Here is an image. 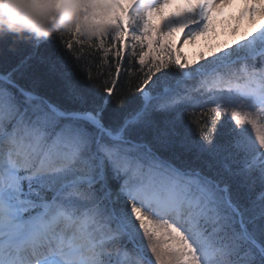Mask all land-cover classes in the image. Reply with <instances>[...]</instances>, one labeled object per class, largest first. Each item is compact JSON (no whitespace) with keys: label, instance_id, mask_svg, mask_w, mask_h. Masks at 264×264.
I'll use <instances>...</instances> for the list:
<instances>
[{"label":"snow or ice","instance_id":"1","mask_svg":"<svg viewBox=\"0 0 264 264\" xmlns=\"http://www.w3.org/2000/svg\"><path fill=\"white\" fill-rule=\"evenodd\" d=\"M79 2L99 90L56 52V99L35 53L0 71V264H264V0Z\"/></svg>","mask_w":264,"mask_h":264},{"label":"clouds","instance_id":"2","mask_svg":"<svg viewBox=\"0 0 264 264\" xmlns=\"http://www.w3.org/2000/svg\"><path fill=\"white\" fill-rule=\"evenodd\" d=\"M90 35V22L79 0H0V40L41 42L54 35Z\"/></svg>","mask_w":264,"mask_h":264},{"label":"trees","instance_id":"3","mask_svg":"<svg viewBox=\"0 0 264 264\" xmlns=\"http://www.w3.org/2000/svg\"><path fill=\"white\" fill-rule=\"evenodd\" d=\"M51 39L56 42L57 48H53L51 42L47 40L41 42H14L11 37L0 40V71L11 68L25 56L35 53L34 59L30 62L29 72L35 71L37 75L41 76L39 91L49 95L52 99H56L60 88L59 78L55 73L49 72L47 64L40 63V57L51 56L56 52L55 58L58 65L62 60H67L75 77L80 80H88V74L90 73L93 77L90 84L96 85V90H99L100 81L106 78L101 76L99 80L95 79L98 74L96 66L101 62V53L88 47L81 50L79 46H75L69 52L60 42L59 37L54 35ZM76 57L80 58L76 59ZM112 63H114V60ZM127 67L128 64L125 63V68L127 69ZM108 70V68L104 69L105 72Z\"/></svg>","mask_w":264,"mask_h":264},{"label":"rangeland","instance_id":"4","mask_svg":"<svg viewBox=\"0 0 264 264\" xmlns=\"http://www.w3.org/2000/svg\"><path fill=\"white\" fill-rule=\"evenodd\" d=\"M181 6L182 5L180 3H177L174 6L167 9L166 11L174 12L178 10ZM236 11L237 9H233L231 10L230 13H226L224 17L217 18V21L215 22V34H218V35L214 36V33L212 31H210L209 33L205 35H201L199 42L191 50L184 49L182 47L184 42H181L180 49H181L182 55L185 58L192 60V59L197 58L201 52H207L210 47L217 46L223 42H230L233 36H232L231 28L228 27L229 15L234 16ZM239 27L242 32L245 28L248 27V21L247 20L242 21ZM184 39L186 40L187 37H184ZM144 244L146 246L147 241H144ZM148 255H150V252L148 253Z\"/></svg>","mask_w":264,"mask_h":264},{"label":"bare ground","instance_id":"5","mask_svg":"<svg viewBox=\"0 0 264 264\" xmlns=\"http://www.w3.org/2000/svg\"><path fill=\"white\" fill-rule=\"evenodd\" d=\"M199 40H200V36L198 38H195L194 40H192L190 43H183L182 47L184 49L191 50L192 48H194L197 45Z\"/></svg>","mask_w":264,"mask_h":264}]
</instances>
